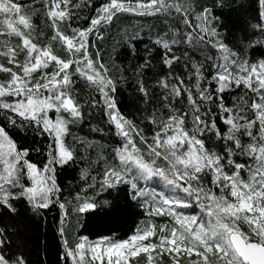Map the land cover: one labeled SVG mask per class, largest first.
I'll return each instance as SVG.
<instances>
[{
	"label": "trees",
	"instance_id": "16d2710c",
	"mask_svg": "<svg viewBox=\"0 0 264 264\" xmlns=\"http://www.w3.org/2000/svg\"><path fill=\"white\" fill-rule=\"evenodd\" d=\"M8 1L28 19V36L45 46L49 39L59 41V31L71 36L88 29L113 0H64L60 19L52 14L53 0ZM118 1L148 3L153 9L112 6L100 26L89 31L84 53L97 75H86L68 52L71 57L56 76L65 55L62 43L32 70L40 89L48 91L50 81L57 79L75 106L63 118L61 141L69 152L67 159L55 157L54 138L37 119L0 99V129L17 152L21 181L29 185L27 165L40 171L49 167L53 180L51 193L41 202L14 182L4 199L0 197L4 264H72L71 255L82 237L117 242L154 226L156 240L160 223L168 219L153 210L161 201L160 187L185 196L191 204L185 208L187 215L205 212L209 207L198 204L202 200L194 189L181 191L183 184L175 177L174 161L163 142L164 130L170 133L174 124L201 143L222 173L251 186L264 183V121L258 115L264 87L220 75L228 66L245 76L264 61V0H168L163 10L157 8L159 0ZM10 33L7 39L0 26L4 77L18 66L7 61L4 48L22 55L24 47L22 36ZM41 44L36 53H43ZM134 146L139 157L129 159ZM177 170L181 172L178 165ZM210 173L211 169L199 176L196 188L221 196ZM85 204L92 207L83 208ZM219 218L224 221L226 216ZM239 224L247 232L248 227L259 230L246 219ZM164 258L169 263V256ZM190 258L180 264H193L190 260L198 257ZM143 259L138 255L131 264H143ZM238 264L244 263L238 259Z\"/></svg>",
	"mask_w": 264,
	"mask_h": 264
},
{
	"label": "rangeland",
	"instance_id": "374dc122",
	"mask_svg": "<svg viewBox=\"0 0 264 264\" xmlns=\"http://www.w3.org/2000/svg\"><path fill=\"white\" fill-rule=\"evenodd\" d=\"M64 2V0H53L52 14L58 19L64 14L62 6ZM167 3L168 0H159L156 5L159 10H163ZM145 4L129 5L113 0L111 5H104L100 9L99 15L88 29L75 31L71 36H66L59 31V41L57 37L56 41L49 39L43 46L40 41H34L28 36L31 30L30 23L17 4L0 0V26L6 32V38L11 37L10 32L18 33L22 36L24 46L21 48L22 55L12 49L4 48L7 61L17 62L18 66L17 70L10 71L5 77L0 75V99L19 111L32 115L51 133L55 141L57 159L63 161L69 156V152L62 144L61 133L63 118L73 113L75 106L70 96L61 89V83H58L57 79L56 82L51 79L48 91L40 89L36 84L37 80L32 76V70L42 63L38 62L44 60L45 54L50 56L48 54L50 49L54 50L62 43L65 55L56 67V76L59 69L69 61L71 56L68 52H71L73 61L79 63L80 69L86 75H97L98 70L93 68L87 60L88 53H84L89 31L93 28L95 31L100 26V22L112 10V6L119 5L120 9L140 12L153 9ZM40 44L45 49H42L43 53H36ZM221 48L223 50V47ZM80 49L83 51L78 53ZM34 53L36 58L33 56ZM220 75L227 79L243 81L247 85L253 84V81L258 82L264 87V61L253 65L245 76L234 72L228 66ZM258 115L264 121V105L260 106ZM164 133V145L171 159L176 162L172 163L175 177L183 184L180 185V190L194 189L195 195L202 200L198 204L203 203L209 208L191 217L185 212V208L191 205L190 202L184 201L185 196L174 195L160 187L157 192L161 196V201L153 207V210L157 214L167 216L168 219L160 223L156 240H152L156 232L154 226L143 234L117 242H110L107 238L88 241L82 237L71 255L72 264H81L85 261L93 264H131L132 259L138 255H144L143 264H180L181 259L189 260L193 255L198 257L190 260L193 264L199 261L204 263L209 259H213L214 264H238L239 258L229 243L231 232H240L245 239L253 238L264 246V183L257 187L251 186L239 183L222 173L215 164V158L208 155L201 143L188 136L180 126L174 124L170 133L167 129ZM157 149H160V145ZM157 149L155 148V151L160 154ZM128 157L129 159L139 157L135 146L132 151H129ZM17 159L14 145L0 129V197L4 199L5 190L14 182L28 190L35 202L45 200L53 189L51 169L49 170L48 167L47 170L40 171L33 165H27L25 176L29 185L26 187L21 181L22 173H19L16 166ZM177 165L180 166L181 172H178ZM209 169H211L212 183L219 187L221 196L212 195L210 191L202 187L200 190L196 188L201 184L199 176ZM117 176V173L114 174L115 178ZM190 181L196 182L193 185ZM90 207H92L91 204L83 205V208ZM221 214L226 216L224 221L218 220ZM209 219L215 223H209ZM244 219L251 227H257L259 230L248 227V232L245 231L239 224ZM186 235L190 236L188 243L185 241ZM165 256H169V263L164 262ZM0 264L4 263L0 261Z\"/></svg>",
	"mask_w": 264,
	"mask_h": 264
},
{
	"label": "water",
	"instance_id": "95a60500",
	"mask_svg": "<svg viewBox=\"0 0 264 264\" xmlns=\"http://www.w3.org/2000/svg\"><path fill=\"white\" fill-rule=\"evenodd\" d=\"M229 243L244 264H264V246L258 241L245 239L240 232H231Z\"/></svg>",
	"mask_w": 264,
	"mask_h": 264
}]
</instances>
